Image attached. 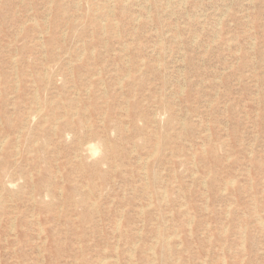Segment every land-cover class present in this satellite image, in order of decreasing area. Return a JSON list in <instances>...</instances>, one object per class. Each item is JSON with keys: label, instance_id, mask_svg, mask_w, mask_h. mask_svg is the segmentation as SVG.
Returning a JSON list of instances; mask_svg holds the SVG:
<instances>
[{"label": "rangeland", "instance_id": "1", "mask_svg": "<svg viewBox=\"0 0 264 264\" xmlns=\"http://www.w3.org/2000/svg\"><path fill=\"white\" fill-rule=\"evenodd\" d=\"M123 1L0 0V264H264V0Z\"/></svg>", "mask_w": 264, "mask_h": 264}, {"label": "bare ground", "instance_id": "2", "mask_svg": "<svg viewBox=\"0 0 264 264\" xmlns=\"http://www.w3.org/2000/svg\"><path fill=\"white\" fill-rule=\"evenodd\" d=\"M52 1V0H51ZM123 1V0H122ZM125 1V0H124ZM123 1V2H124ZM81 2V1H80ZM82 3V2H81ZM88 3V2H87ZM79 3H77V5H78ZM49 5H51L52 6V4L49 2ZM82 5V4H81ZM31 9H33V8H31ZM115 9V8H114ZM93 13H95V12H93ZM226 13V12H225ZM21 15V14H20ZM33 18V17H32ZM101 18H103V17H101ZM69 19V18H68ZM103 20V19H102ZM153 20V19H152ZM105 21H103V23H104ZM116 22V21H115ZM36 23H38V22H36ZM46 23V22H45ZM103 23H100V26H99V28L100 29H102L103 31L104 30H106L107 28H109V27H111V26H106L105 24H103ZM154 23V22H153ZM155 24V23H154ZM50 27V26H49ZM116 27H118V25L116 24L115 26H113L112 28H116ZM162 27V26H161ZM38 28H40V26L37 24V26H35L34 27V29H38ZM120 28V27H119ZM49 29V28H48ZM42 30V29H41ZM120 30L121 31H119V33H121V34H123V31H122V27L120 28ZM220 30V29H219ZM46 31V30H45ZM93 31V30H92ZM106 32V31H105ZM49 33V32H48ZM167 33V32H166ZM41 34H43L42 32H41ZM40 34V35H41ZM160 34V33H159ZM164 34V33H163ZM120 35V34H119ZM179 35V34H178ZM64 36V35H63ZM66 36V35H65ZM216 36V35H215ZM90 37V36H89ZM179 37L181 38V36L179 35ZM64 39V38H63ZM162 39V38H161ZM173 39H175V38H173ZM42 40H43V38H42ZM61 40V39H60ZM107 40V39H106ZM80 41V40H79ZM84 41V40H83ZM81 42V41H80ZM79 43V42H78ZM84 43V42H83ZM126 44V43H125ZM44 45V44H43ZM45 46V45H44ZM94 46V45H93ZM125 46V45H124ZM96 47V46H95ZM42 48V47H41ZM86 51V50H85ZM89 51V50H88ZM69 52H70V50H69ZM71 53V52H70ZM93 55V54H92ZM58 56H59V54H58ZM82 56V55H81ZM95 56V55H94ZM159 56H160V54H159ZM13 58V57H12ZM15 59H16V57H14ZM41 61H43V60H41ZM129 61H131V60H129ZM142 61H143V59H142ZM161 63V62H160ZM18 65V64H17ZM161 65V64H160ZM159 65V66H160ZM144 66V65H143ZM18 67V66H17ZM101 67V66H100ZM130 69V68H129ZM47 70V69H46ZM17 71V70H16ZM129 72H131V71H129ZM46 73V72H45ZM73 73V72H72ZM101 73V72H100ZM17 74V73H16ZM130 74V73H129ZM126 75V74H125ZM18 76V75H17ZM45 76V75H44ZM73 76V75H72ZM126 78V77H125ZM35 83V82H34ZM75 84V83H74ZM19 87V86H18ZM17 87V88H18ZM39 87V86H38ZM106 87V86H105ZM89 88V87H88ZM38 89V88H37ZM79 91V90H78ZM77 91V92H78ZM59 92V91H58ZM106 92H108V91H106ZM37 93H39V92H37ZM61 95V94H60ZM80 95V94H79ZM41 101V100H40ZM108 102V101H107ZM65 104V103H64ZM71 106V105H70ZM89 108V107H88ZM39 109V108H38ZM41 109V108H40ZM85 109V108H84ZM127 109V108H126ZM78 110V109H77ZM66 111H67V109H66ZM75 114H78L79 116H80V118L81 117H84L85 116V113L84 112H80V111H78V112H76V113H72V111H69L68 112V115H69V117H71V116H73V115H75ZM1 117V116H0ZM62 118H63V116H62ZM73 118V117H72ZM70 121L71 120H69V121H67L66 122V124H68V123H70ZM103 123H104V121H103ZM183 123V122H182ZM86 124V123H85ZM125 125H127V124H125ZM128 126V125H127ZM54 128H55V126H54ZM21 129V128H20ZM21 131H22V129H21ZM163 132V131H162ZM19 136V135H18ZM6 138H8V137H6ZM19 139V138H18ZM36 141H38V140H36ZM4 142V141H3ZM111 142V141H110ZM159 143V142H158ZM158 143H156L157 145H158ZM3 144V143H2ZM1 144V145H2ZM35 144H37V143H35ZM156 145V146H157ZM159 146V145H158ZM224 146H225V144L224 143H222L221 144V147L222 148H224ZM2 148V147H1ZM20 151V150H19ZM18 151V152H19ZM108 152H110V151H112V150H107ZM157 151V150H156ZM162 151V150H161ZM115 152V151H114ZM117 152V151H116ZM153 156V155H152ZM195 157V156H194ZM151 163V161H145L144 162V166H142V168H141V174H142V176H143V178L144 179H148L147 180V185H150L151 186V182H153V181H155V180H157L159 177H158V175L157 174H151L150 172L148 173L147 172V169H146V171L144 170V171H142V169L143 168H145V167H147V165L148 164H150ZM53 165V164H52ZM197 165V164H196ZM59 171V170H58ZM155 171V170H154ZM157 171V170H156ZM33 177V176H32ZM62 178V177H61ZM178 178V177H177ZM33 179V178H32ZM233 180V179H232ZM206 181V180H205ZM231 183H232V181H231ZM233 183H234V181H233ZM10 184V183H9ZM34 184V183H33ZM205 184V183H204ZM234 185V184H233ZM16 186V185H15ZM84 187V186H83ZM6 188V187H5ZM61 189V188H60ZM3 191V190H2ZM166 191H165V189H164V193H165ZM93 193V192H92ZM62 194V193H61ZM11 196V195H10ZM125 196V195H124ZM35 199V198H34ZM13 200V199H12ZM169 200V199H168ZM14 201V200H13ZM23 202V201H22ZM97 202V201H96ZM56 203V201H55V199L50 203V204H55ZM187 204V203H186ZM0 206H1V201H0ZM92 206H95V203H92ZM147 206H148V204H147ZM35 207V206H34ZM257 207V206H256ZM143 208V207H142ZM144 209V208H143ZM141 211H143V210H141ZM172 212V211H171ZM173 214V213H172ZM39 215V214H38ZM122 220V219H121ZM120 222V221H119ZM264 222V221H263ZM1 223V222H0ZM12 223V222H11ZM160 225V224H159ZM120 226V225H119ZM119 226H118V224H117V227H118V229H119ZM42 228V227H41ZM158 228V227H157ZM246 228V227H245ZM42 230V229H41ZM43 230H44V228H43ZM45 231V230H44ZM191 232H192V230H190ZM128 232V231H127ZM156 232V231H155ZM160 232V231H159ZM158 232V233H159ZM15 233V232H14ZM246 233V232H245ZM193 235V234H192ZM170 237H172V236H170ZM158 239V238H157ZM159 240V239H158ZM163 242H164V247H163V251H165L166 249L167 250H172V247L170 246V244H168L169 243V240H167V238L165 237L164 239H163ZM165 242H167V244L165 243ZM157 243H158V241H157ZM137 245V244H136ZM135 245V246H136ZM177 245H179V244H177ZM175 250V249H174ZM155 251V250H154ZM176 251H179V250H176ZM130 256H131V254H130ZM170 256V255H169ZM111 258V257H110ZM115 258V257H114ZM225 258V257H224ZM103 259V258H102ZM176 259H179V258H176ZM133 260V259H132ZM226 260L224 259L223 260V262H225ZM154 262V261H153ZM212 263V262H211ZM157 264V263H156ZM225 264V263H224Z\"/></svg>", "mask_w": 264, "mask_h": 264}]
</instances>
